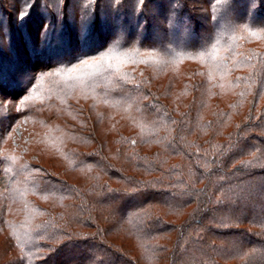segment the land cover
<instances>
[{
  "label": "rangeland",
  "instance_id": "374dc122",
  "mask_svg": "<svg viewBox=\"0 0 264 264\" xmlns=\"http://www.w3.org/2000/svg\"><path fill=\"white\" fill-rule=\"evenodd\" d=\"M49 1L51 7L43 0L48 8L32 17L31 5L19 15L9 7L20 2L0 0L3 10L9 8L10 16L0 10L4 23L12 17L14 30L26 23L37 39L26 34L15 41L4 39L9 31L4 23L0 29L3 56L11 55L14 44L35 42L31 49L27 45L21 58L27 64L19 72L2 80L0 71V264H79L77 258L90 247L84 264H125L119 252L133 257L134 264L175 259H180L175 264H187L199 256L187 237L176 245L192 209L189 155L204 158L200 149L209 147L220 151L237 140L243 124L253 125L248 137H264V9L240 26L232 21L245 16V0L221 8L220 26L226 31L204 46L207 21L202 16L212 21L213 14H194L193 20L181 15V22L170 25L189 24L198 33L192 40L187 37V45L166 50L154 46L156 33L168 27L164 14H145L140 21L127 14L130 24L140 22L133 38L142 40L146 33L147 46L124 44L126 33L112 38L117 29L111 14L87 45L99 46L107 39L104 49L68 65L65 60L90 41V31L82 26L85 17L76 2L63 14V0ZM248 3L250 15L259 4ZM39 19L42 25L36 28ZM75 29L78 39L63 43V34ZM144 184L154 191L172 190L170 195L176 191L183 202L181 208L170 207L174 197L160 196L166 204L159 200L149 206L155 218L161 215L176 225L152 241L142 236L141 224L148 216L138 223L141 216H133L137 202L129 199ZM255 196L242 198L252 201ZM123 204L131 208L127 219L114 214V224L103 233L112 224L108 214Z\"/></svg>",
  "mask_w": 264,
  "mask_h": 264
},
{
  "label": "trees",
  "instance_id": "16d2710c",
  "mask_svg": "<svg viewBox=\"0 0 264 264\" xmlns=\"http://www.w3.org/2000/svg\"><path fill=\"white\" fill-rule=\"evenodd\" d=\"M12 1L17 3L20 2V5L18 6L9 7L13 12L19 15L30 5V16L32 15V17L37 10L47 7L43 0ZM45 1L49 7H51L52 2L49 3V0ZM166 1L167 0H63V7H65L63 14H69L71 3H77L78 6L80 5L78 9L79 14L81 13L80 15L85 17L82 26L83 28H88L90 31L89 35L86 36L89 37L90 41L86 40L83 42V47L78 48L77 50L75 49L76 52L73 53V56L68 60H65V62L70 65L72 62L92 57L104 49V45H107L108 43V41H106L107 39L104 42L96 44L99 46L89 47L87 45L88 42H94L90 35L92 36V34L97 33L106 27V24H104L103 21H110L111 14H114L111 16L112 25L117 29L116 36L114 34L115 37L112 38L119 40V38L126 33L129 35V39L125 40L126 42L122 41L124 44L127 43V45H132L137 42V44H141V46L151 45L146 42V39L149 38L146 36V33L142 40L133 38L138 37L137 35L138 29L140 28V22L137 26L130 24V16L127 14L131 12V16H135L139 21L145 14L152 13L153 18H155V14H164L168 27L164 29L161 28L156 33L154 39L157 37V40L159 39V41H156L157 43L154 44V46L166 50L177 48L180 43L187 45L186 43L192 40L191 36H195L198 33L196 30L192 31L189 24H185L184 27L180 28L172 25V23L170 25V22L173 20L177 23L181 22V15L188 16L191 20H193L192 15L194 14H213L214 17H211L212 21H210L209 17L202 16V18H205L207 21L206 26L204 27L206 29L207 38H205L204 41H201V45L204 46L206 43L210 44L213 42L226 31H222V26H220L222 22L220 9L226 7L227 5L236 3V0H168V3ZM241 1L239 0L238 2ZM248 1L249 0H245L246 7L244 8L245 11L243 10V15L245 14V16L235 18V20L232 21L233 24L239 23L241 26L247 22L248 17V20L252 18L253 13L255 14V12H257V16H259L258 14H262L261 10L264 9V0H255V2L259 4V7L250 15L248 13L250 2L248 3ZM107 3L108 5H106ZM9 8L6 7L3 10L0 7V10L2 11V14L10 16L7 14V10ZM114 10L115 13H113ZM195 10L199 12H193ZM201 11H204V13ZM235 11L236 9H233L231 14L235 13ZM2 19L3 17H0V29L3 28L4 21ZM31 19L32 18H29L27 22H29V20L31 21ZM238 19L240 22H238ZM8 21L9 22H6V24L4 23L7 31H9L5 32V35H2L4 39L7 37L8 40L11 39L12 41H15L21 34V36L26 34L28 36H33L34 41L37 42L33 27L26 29L27 26H25V23L21 28L14 30L13 25L15 24V20L11 17ZM146 21H148V19H146ZM17 22L20 23V19L18 20L17 18L16 23ZM41 22L42 21L34 26L36 28L40 27L42 25ZM29 24L30 23H28V25ZM145 28L146 30L148 29L147 32H150L149 24L146 25ZM160 33L164 34V36H159L161 35ZM65 34H63L62 42L64 43L65 41H70V44H73L74 41L78 39V36H80L76 29L72 32H68V36H65ZM189 35V39L191 40L185 43L184 41H186ZM2 36H0V38ZM62 42L61 45L63 44ZM34 43L35 42H33L32 45ZM161 44H164V46ZM18 45L19 44H14L10 56L1 55V50H3L4 47H0V71H2L3 75L1 78L2 80H9L12 73H15L16 71L19 72V66L23 68L27 64V61L24 62L21 58L24 57L26 47L29 44L27 42L25 47L22 44H20L22 46L19 45L20 47H18ZM32 45H29L30 49L35 47V44L33 46ZM15 47H18L17 51ZM57 48H60L59 45H57ZM13 85L16 86L17 83L14 82ZM252 126V124H243L240 129L241 133H239L237 140L233 141L231 144L222 145L221 150L218 152H211L209 147L206 151L200 149L201 154H205L204 158L197 157L192 159L194 154L189 155V165L194 171V176L191 180L192 182L189 188H187L190 192L188 202L192 209L183 224V227H186V229L185 231H180V237L178 236L176 239V245L178 246L183 238L187 237L188 244H191V247L196 249L195 251L199 253V256L190 258V261L187 264H264V137L259 138L255 134H251L248 137V131ZM177 134H182V130H178ZM178 147L181 146L178 145ZM180 151H183L186 155L190 152L189 149H187V152L183 148H181ZM152 164L155 167L158 166V164L154 161H152ZM112 173L115 172L112 171ZM152 188L147 184H144V186L140 187L135 194L129 196L131 201L134 203L137 202L135 205H137L136 207H138V210H132L135 211L133 216H141V220H139L138 223H142L146 216H148L145 223H142L141 225L143 227L142 236L146 238L149 237V241H152L165 231L175 229L176 227V225L171 224L161 215L155 218V213L149 206L156 205V202L160 200V196L174 197L172 200L176 202L170 203V207L181 208L183 206V202L179 197L181 195H179L175 189H173V191H175L176 195L173 193L170 195L172 190L165 189L163 191H154ZM143 194L152 195L142 196L141 198L140 195ZM251 194H256L257 197L255 196V199L252 201H243L242 197L244 195ZM118 195L119 194L115 195V197L122 198ZM159 203L166 204L162 200H160ZM147 206L149 209H146ZM253 206L257 207L249 209ZM130 209L131 208H129L126 204L114 208L108 214L109 217L111 216L112 224L107 227L105 226L102 232L106 233L107 229L114 224V219L112 217L114 214H116V216L118 215L119 218H126V214H128ZM124 210H126V212L125 214H122ZM104 238H106V236H104ZM105 243L107 244L106 241ZM113 245L115 244L113 243ZM74 247L76 246L74 245ZM79 247H82V245H79ZM105 248L107 249V247ZM89 249L90 250L87 252L84 250L81 252L82 255H79L77 258V263L84 264L86 259H90L93 248L90 247ZM160 249L164 250L163 247ZM174 251L180 253L178 247H176ZM118 255L125 264L129 263V261L132 262V264L136 263L133 261V257L127 256L124 252H119ZM179 261L180 259H175L174 263L171 262L170 264H175ZM115 264H117V261Z\"/></svg>",
  "mask_w": 264,
  "mask_h": 264
}]
</instances>
